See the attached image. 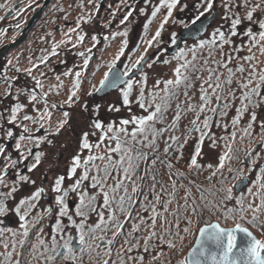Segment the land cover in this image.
Wrapping results in <instances>:
<instances>
[{"label":"snow or ice","instance_id":"snow-or-ice-1","mask_svg":"<svg viewBox=\"0 0 264 264\" xmlns=\"http://www.w3.org/2000/svg\"><path fill=\"white\" fill-rule=\"evenodd\" d=\"M35 0H30L34 3ZM214 0H203L202 7L204 11H200L199 14L191 21L195 24L205 15V12H211L213 9ZM180 4V0H159V4L155 6L151 12L153 19L162 8L167 9V14L159 24L158 30L155 35L146 40L148 48L157 46L161 42V35L165 29V25L169 23V20L173 16V10ZM187 5H182V8H186ZM259 5H256L251 11L247 13V20H253V12ZM0 9H8L9 11H16L10 4L0 3ZM141 11H144L141 9ZM17 14H19L17 12ZM132 15L129 12L124 21H127L128 17ZM3 19V17H0ZM83 19V17L81 18ZM89 20L91 17L88 18ZM124 21H121L123 23ZM152 21L149 20L144 25L147 30L148 25ZM185 28L189 25L183 21H180ZM241 23L239 18L233 19L229 33L226 35L224 31L217 28L213 31L208 39H200L199 42L188 48L179 49L174 59L177 61H183L178 63L174 69V78L164 81H157L153 88H158L160 83H163L164 87L161 89L164 95L160 96L156 91H152L149 96L145 95L147 87V74L142 71V62L145 61V53L141 54L134 63L126 65L123 73L114 72L116 61L124 55V51L127 48L128 41L125 39L122 42V46L119 49L118 54L114 60L109 64V70L104 74V78L100 81V87L92 86V91L99 92L105 87L116 88L120 84L124 87L120 88L122 96V104L129 106L135 103L146 115H133L131 119H123L117 125L115 122H111L107 125L103 124L100 120H93L91 126L93 129L100 130L101 135L97 138L98 142L90 143L89 136H95L96 132L85 131L82 133L80 141V153L73 157L72 166L70 169L71 176H76L77 169H82L79 177L74 181L69 188L64 189L63 184L65 176H59L54 183L53 190L59 195L56 196L59 209L57 211V219L54 225L55 235H52L51 241L53 247L50 249L51 255L45 257L46 264H56L57 258L60 257L63 261H76L77 251L72 246V235L70 229L75 228L79 232V241L81 248L80 253L85 251V248L91 249L93 246L96 249L101 248V244L95 243L96 241H106V247L103 250V256L107 259L98 261L97 264H109L112 258L113 248L112 245L116 241V238L124 231L125 223L133 220V210L135 211V220L132 223V231L127 233L128 237H133V233H139L142 225H147L143 230L147 232V235L143 237V251L148 252L150 247L162 248L167 246L168 249L174 250L176 253L183 251V242L189 236H195V244L190 248L187 255L180 259L177 264H264V239L258 238L252 231L253 228L258 230L262 236H264V166L259 168V174L256 176L255 181H249L252 187L247 188V194L241 191L238 196H233V188L239 187L238 184H233L227 188H217L213 185L211 188L204 189L195 185L192 182V186L198 188L200 192L199 197L193 195L191 187L185 189V194L181 197V201L176 200V181H171L172 191H167L166 187L161 184L159 191H157L156 175L152 174L150 177V183L148 187V193L151 194L152 199L149 200V194H145L141 182L149 176V170L145 169L143 175H139V168L141 162L147 161V153L143 148L158 150L157 141L166 133L168 135V141L164 148L165 154H167L173 147V144L177 146V150H182L184 144L191 138L193 132L198 133V141L194 149V154L190 158L188 167L190 170L199 171L203 168V165L198 163L197 158L202 156V145L207 138L210 141V146L215 147L217 140L214 134L211 133L212 121L217 119L216 127H220L219 120L227 116L228 110L231 105L239 99L240 106L236 108V115L232 119L231 124L233 128L238 125L244 116L245 112L249 111V108L255 109L264 103V96L261 95L264 91V70H257V65L251 63L256 60L255 55H249L241 58L244 61L249 62V69H245L241 63L235 70L229 67L235 57L231 53L224 52V46L232 43L230 37L235 36L236 26ZM259 31L253 33L251 29L247 31L249 37V48L251 52L252 48L258 47L261 54L264 55V21L259 22ZM17 27H20L18 24ZM79 27V24H77ZM76 29L70 28L69 33H66V40H61L59 43H54L52 47L51 55H56V49L62 44L72 43L70 33L75 32ZM115 35H122L127 37V31L123 33H116ZM114 38V37H113ZM85 39L84 34H78L75 43H72V47L75 48L78 43H82ZM95 40L96 38L93 37ZM107 39V37H105ZM176 35L171 36V42L176 43ZM241 49L236 48L234 51L239 52ZM77 53L80 57H83V66L80 70L75 71L74 81L67 99L63 104H67L71 107L73 104L80 100V90L82 84V77L88 69L89 62L92 59V49ZM207 53V56L204 53ZM216 52H220L222 57L226 59L214 60L213 63L217 65V68L213 69L207 67L209 60H211ZM191 54V60L187 59V55ZM202 59L203 64L201 67L197 66L196 61ZM47 57L41 58V63L46 62ZM131 60V57H129ZM11 63V61H9ZM164 64H170L171 61L165 59ZM144 66L151 68L152 63H146ZM34 67H38L35 65ZM204 69L208 72V76H196L195 79L201 81L199 88V104L191 103V97L189 96L188 89L192 88L194 74ZM219 68L227 70V76L223 72L219 71ZM134 70L139 72L142 76L140 81L133 79ZM17 71H20L17 68ZM29 76L32 75V69H24ZM247 75L245 76V72ZM237 73L240 74L241 79L236 81V88H232L234 78ZM43 75V73H41ZM65 76L73 75L72 70L64 73ZM95 75V73H93ZM35 80V87L41 89L42 95L37 96L36 91L33 89L28 93L29 102L32 103L33 110L37 115H29L25 112L22 117L21 123L16 124L20 119L19 114L26 109L25 104L17 102L14 107L11 108V116L7 118V122L21 129L18 138L15 140V149L18 151L20 160H13L10 156L6 155V148L0 144V156L5 158L6 164L3 169V175H0V185H5L4 176L8 174V167L15 168L18 163L27 160L28 155H31V148L27 149L28 155H25L21 149L25 148L24 142L27 141L30 144H39L47 140V136H34L33 129L29 127L25 121L30 122L32 125H36L35 132H40L41 129L52 128L53 113L51 109H57L63 105H57L56 103L49 104L48 92L43 91V83L35 76L32 77ZM127 78V79H125ZM7 80V77H5ZM60 79L59 76L56 77ZM139 84L138 96L133 101L130 99L132 96L134 85ZM225 85L228 87L225 88ZM254 85V86H253ZM62 83L57 85V88L62 87ZM183 88L182 95L185 97L183 102H180L179 96L180 90ZM19 91H24L23 89ZM239 91V96H237ZM87 95H92V92H88ZM19 99V94L17 100ZM176 100V111L174 112V118L167 127H157V124L165 123V112L171 107V101ZM43 103V111L36 107L37 104ZM81 108L84 112L88 111L87 103L81 104ZM99 105H96L94 111L99 114ZM108 111L119 112L120 108L111 105ZM185 112L193 114L194 119L190 121L192 127L189 128L185 134L183 142L179 136L171 133L177 130V124L181 121L182 115ZM203 116V119H201ZM2 117V114H0ZM257 120L256 112L253 110L250 113V122L247 127L243 129L245 136L251 135L253 124ZM69 123V113L63 112V119L58 121L55 125L54 134H59L61 129L65 128V125ZM133 125V130L129 132L127 126ZM2 127V125H0ZM225 131L228 129V124L223 125ZM261 132L264 133V121L260 124ZM49 135L53 133H48ZM232 142H235L236 131L233 130L230 134ZM5 136L8 139H12L14 133L11 129L5 131ZM221 139L228 140L229 136L221 137ZM243 139V137H241ZM105 141H108L106 144ZM48 143H51L49 140ZM114 143V146H112ZM136 144L141 145L140 149L135 147ZM225 148L227 151L219 157L218 164L215 170L207 177L209 181L213 180L218 173H223L227 163L234 158V152L232 143H226ZM83 150H87V155L84 159H81ZM251 156V153H249ZM43 153L35 154V162L28 167L29 171H33L41 162ZM114 156L116 158H114ZM182 156V151H181ZM238 158V157H237ZM160 160L159 156L154 157L151 160V164L154 166ZM256 159H252V164H256ZM208 169H212L213 165L208 164ZM167 168L171 171L174 165L171 161H168ZM228 171L231 173L234 170L228 167ZM19 181L25 183L35 184L34 180H29L27 175H20ZM175 175L180 178H185V173L176 171ZM113 180L112 184H109V180ZM234 180H240L243 183L248 177L242 170L237 171L233 176ZM85 182H88L85 187ZM222 185L223 180L219 181ZM183 187V186H182ZM253 188L256 191H253ZM17 188L13 186L9 193H0V196L7 199L12 193H15ZM45 189L43 187L38 188L30 197L22 198L19 200L18 205L14 208L16 215L22 222L20 224L21 231L17 232L10 228H0V234L4 232H10L13 238L19 236V239H14L11 245L12 251L6 253H0V257L3 260L0 264H21L19 259L13 260L15 254L16 245L19 244L21 248L27 243L31 229L36 228L37 224L45 218L44 214H37L32 220H29V216L34 209L37 208V202L39 201L42 193ZM77 193L79 197V205L75 209V216L80 217V221L77 222L73 218V215L69 214L68 205L66 200L69 193ZM167 194V199L164 198V194ZM217 193H223V195L217 198ZM207 194L212 195V199L208 198ZM140 196H143V201H140ZM102 197V203L98 205V198ZM139 207L137 208V204ZM231 205V206H229ZM23 209V211H22ZM9 211L5 200L0 199V216H4ZM107 211V217L105 216ZM53 212L51 207L45 210V213L50 217ZM90 213H95L98 217V222L94 225H88L87 220ZM142 213H150L145 218ZM123 216L124 220L121 221L120 217ZM66 217L68 223L65 224L63 219ZM171 217V219H169ZM138 221V222H136ZM159 221V227H158ZM231 224V226H226ZM183 225V226H182ZM69 229L66 233L65 230ZM111 232V237L106 238L105 233ZM43 233V226L37 229V234ZM183 233L184 235H182ZM57 235L63 239V243L60 244L57 241ZM92 241L93 244H89ZM155 241V244L151 242ZM177 241L180 242V247L177 246ZM38 243L41 246H45L46 242L42 238L38 239ZM127 246V247H125ZM5 249L9 248V244H4ZM35 248V246H33ZM141 248L139 238H135V241L131 239H125L124 245H121V249L124 252L117 251V259L113 261V264H143L144 257H128L125 260L124 253H130L133 249ZM58 249H64L65 251H59ZM20 255H23L21 252ZM99 257L101 253L96 252ZM164 255L161 250L157 255L152 257L153 261H159Z\"/></svg>","mask_w":264,"mask_h":264},{"label":"rangeland","instance_id":"rangeland-1","mask_svg":"<svg viewBox=\"0 0 264 264\" xmlns=\"http://www.w3.org/2000/svg\"><path fill=\"white\" fill-rule=\"evenodd\" d=\"M29 1L30 0H27L26 2H29ZM45 1L46 0H35L34 3H31L32 5L30 6L31 7L30 9L28 8L26 9V7H24L23 11L17 14L16 18H18L19 25L22 26V24L25 23V26L22 28H19V27L16 28L17 31H13L12 33L14 37L17 36V35L15 36L16 33L23 32V30L27 27V25L29 24L33 16L41 9ZM183 1L184 3L182 5H185V4L187 5V7L184 8L183 13L182 12L179 13L178 9L173 10V16L169 20V23L165 25V29L162 32L161 42L159 43L158 46L154 44L153 47L151 48H148L145 41L150 40L155 35V32L159 28V24L164 18V16L162 17L161 12L157 14L155 19H153L151 16V12L153 8L155 7V4L157 5L159 4V0H144L143 1L144 3L142 4H139L140 0H134L133 4H131L132 2L131 0H104V1L102 0H90V1L88 0H62L61 7L59 6L52 7L53 4L51 3L52 4L51 5L49 3L47 7L43 10L38 20L34 23L32 28L27 32L25 39L17 47H15L9 52V54L6 56L7 58L4 61L2 59V62L0 64V114H2V117H0V125H2V127H0V130L3 133L0 134V144L5 146L6 155L10 156L11 159L18 160V161L20 160L19 153L15 149V140L18 138L21 132V129L14 125L9 124L7 122V117L5 116V115H7L8 117L11 116V108H12L11 95L12 94L10 93L14 91L15 93H17V96L19 94L20 103L25 104L27 106L24 112H21L19 114L20 119H18L16 122L19 124L21 123L22 117L25 114V112L29 115H34V116L37 115V113L33 110L32 103L29 102L28 93L34 89L39 99V97L42 95V92H41V89L35 87V80H33L32 78L33 76H35L36 78L42 81L43 86H44L43 91L48 92L47 99L49 100V104L56 103L58 106L63 105L62 107H58L57 109L50 108V110L53 113V117L51 121L52 128L48 129V132H46L45 129H41L40 132H35L36 125H32L30 122H27V121L24 122V123H27L29 127L33 129L34 136H45L46 135L47 140L39 144V146H36L35 144H30L27 141H25L24 142L25 148L21 149L20 151H23L25 155H28L27 149L31 148L32 154L28 155L27 160H24L18 163L15 168L8 167V174L4 176L5 184L7 186L0 185V193H6L5 190H7L9 193L13 186L17 188V191L15 193H12L11 196L8 197L7 199H5V197L0 196V199L5 200V203L9 209V211L7 212L8 215H10V213L16 214L14 211V208L18 205V202L20 199L30 197L38 188L43 187L45 191L44 193H42L38 201V208L41 211L39 214H44L45 216V218L41 221V225L43 226V233H46L47 231L50 230L51 224L53 222L55 223V220L52 219L51 221V219L46 217L47 214L45 213V210L49 207L52 208V205H54V195L56 194V192L53 190V188H54L55 180L59 176H62V175L65 176V183L63 184L64 189L69 188V186L71 185L70 182L67 181L66 173L68 172L67 171L68 167L72 165L71 164L72 156L81 154L80 153V141H81L82 133L85 131H89V132L95 131L96 135L95 136L90 135L89 141L90 143H96L98 142L97 138L101 135V132L100 130H96L92 128L91 123L93 120H98L99 117H101L103 120L108 119L107 121L108 124L111 122H115L117 125H119V122L121 120L131 119L133 115H136V112L133 106H130L131 111H129V107L121 105L120 100L122 101V96H121L120 89L112 92L107 97L99 98L96 95L97 92L92 91V86L95 85L97 88L100 87V81L104 78V74L108 72L109 64L114 60V58L118 54L119 49L122 46V42L125 39H127L128 41L127 48L124 51V55L121 56L118 61H116L115 68L118 66V64L121 61L126 60V63L125 64L123 63L124 66L122 65L121 67V71L123 73L125 66L130 65V63H134L135 60L141 54L145 53V49H147L145 59L147 57H150V60L147 63H152L151 68L144 66V68L142 69L143 73L147 74V78H149L150 81L151 80L156 81L157 79H161L162 77H165V75L170 74V68H172V63L164 64L162 60L163 59L165 60L167 55L170 56L168 54V51L171 50L174 45L171 42V36L175 34L177 38L179 32L180 31L182 32L185 29V27L183 26L182 23H180V21H183L188 24L189 21L195 18L199 14L200 11H204V8L201 6L203 0H183ZM216 1H217V4L215 6L213 5L212 11L205 12V14L207 13L206 18L212 15V12L214 9H217L218 15H217V19L211 24L208 33L205 34L204 36H209L211 31L214 30V28L216 30L217 28L221 27V25L227 26V24L229 23L228 20L224 19V15H222L223 9H224L223 0H216ZM56 2H60V0H56ZM251 2H254V3L259 2L260 4H263L262 8L260 9V10L263 9L262 10L263 12L260 11V14L258 12H255V15L252 21L247 20V18H245L243 15L240 17V20L242 22L240 26H242L243 28L239 36H241L242 34L244 36L241 37L239 41L237 40V43L239 44L245 43L246 40L249 39V37L246 34L249 29H251L253 33H257L259 30L256 31L255 26H258L259 22L264 21V0H251ZM94 3H97V4L107 3V4L112 5V8L109 10H108V7H106V5L105 7H103L104 12L106 10L108 11L105 13H102L103 14V17H102L103 25H104V29L102 31L103 32L102 34L104 35V40H103L104 44H103V47L100 49L102 53V60L100 63H94L92 64V66L89 67L88 76L90 77L88 78V82H82L81 84V90L79 93L80 100L77 103L73 104L71 107H69L67 104H63V102L67 99L69 95L68 90H66V88L70 86L71 81L69 78H63L59 81L56 79V76L54 74L56 73L54 71V66L59 63L60 57L56 58V61L52 63H46V65L44 66H42L43 64L39 65V69H36V67H34L35 65H38V63H41L40 61L42 57H49L51 55L52 47H53V46H49L47 41L43 42L41 41L42 39L39 40V38L46 37L49 40L51 39L49 38V36L51 34L53 35V28H54L53 26H51L52 24L50 23L52 22L51 17H54L55 22L62 21V25H65L67 21H72L74 27H76V22L78 21L77 24H79V27H76L73 29H76V30L78 29V31H81V25H82L81 18L83 17V20H84L83 15L84 14L89 15L87 12V9L89 8V5H93ZM219 4L222 5L221 6L222 10H220L218 6ZM126 6H131L134 8L133 14L130 20L127 21L126 23H121V21H118L116 24H114L113 21L116 18L120 20L122 16L124 15V13L128 10V7L124 10ZM55 7L60 9V13L62 14L61 16L60 14L58 15V11H55L53 16H51V12L55 9ZM141 9H143L144 11H141ZM111 10H113V13L110 12ZM175 13H176V17H175ZM109 16L112 17V19H109L108 18ZM11 17H9L8 19H10ZM8 19L5 18V20H8ZM149 20H151L152 23L149 24L147 30H145L144 25L147 24ZM2 25L3 24L1 20L0 21L1 29H2ZM226 28L229 30L228 26ZM111 29H115L114 32H112ZM125 31H127L128 33L127 37H124L122 35H115L114 38L112 37V34L123 33ZM20 36L21 35H19V37ZM105 37H107V39H105ZM73 40L76 41L77 39L73 38ZM167 43L169 46H166ZM186 43H184L183 45L186 44L184 46V49L187 50V48L189 47V42H186ZM233 45L236 46L235 44ZM156 52L157 54L155 55ZM177 52L175 54H177ZM253 54L255 55L256 60L252 61L251 63H254L257 65L258 71L264 70V55L261 54L258 47L252 48L251 52L248 49L244 50V53L241 55L239 60H236L232 64L233 69L235 70L237 66L241 63L244 65L246 70L249 69V62L244 61L241 58L245 56L253 55ZM38 55L41 57L39 58ZM71 55H72V51L69 52L68 57H70ZM174 55H171V56H174ZM215 56H216L215 57L216 60L222 59L220 53ZM129 57H131V60H129ZM167 59L171 61V59L169 58ZM9 61H11V63H9ZM3 62L5 63L2 64ZM1 65H2V68H1ZM17 68H19L20 71H17ZM24 69H32V75L29 76L27 72L24 71ZM134 72L136 71L134 70ZM41 73H43V75H41ZM93 73H95V75H93ZM246 73L247 71L245 72V74ZM5 77H7V80L5 79ZM239 77H240V74L237 73L234 79L233 85L231 86L232 88H236V81L239 79ZM11 79L12 80L16 79L18 81V82L12 81L14 84L13 87L9 85V82L11 81ZM133 79L136 81H140L142 79V76L139 73L137 76L133 77ZM19 83L21 85H18ZM61 83L63 86L57 88V85H60ZM136 85L137 84H135L134 87ZM21 89H23L24 91H19ZM84 89L86 90L83 92ZM88 92H92V95L90 96L87 95ZM261 95L264 96V91H262ZM193 101L196 104L200 103L199 95L197 94V91L194 92ZM83 103H87L88 105L87 112H84L81 108V104ZM96 105L100 106L98 115L94 111ZM111 105H115L119 107L120 111L119 112L108 111V108ZM239 106H240V101L239 99H237L232 104V108L234 109V111L226 116L227 120H230L231 118L234 117L235 112H236L235 110ZM36 107L39 108L41 111H43L42 102L37 104ZM65 111L69 113V123L65 125L64 129L60 130L59 134H54L55 125L57 124L58 121L63 119V112ZM261 112H264V103H261L259 106V138H257L255 142H253L251 145H245L244 149L248 150L252 146L253 148L260 147L258 146L259 143H264V133L261 132V128H260L261 122L264 121V117L260 116ZM249 122H250V115L244 114L240 123L236 125V128H239V129H241L242 127L246 128ZM256 122H258V119L255 121V123ZM221 123H224V124L227 123L229 125V121H223V122H220V124ZM8 129H11L14 133V136L12 139H8L5 136V131ZM215 129L216 128L214 127L212 130L215 133L216 138L221 140L222 135L220 133L217 134ZM219 130H221V128H219ZM48 133H53V134L49 135ZM49 140L51 141V143H48ZM7 143L13 144V147L9 149V146L7 145ZM105 143L107 144L108 141H105ZM40 152L43 153L40 164L33 171H29L27 166H30L32 163L35 162V154L40 153ZM217 152L213 151L211 153L209 152L206 153L205 160H208V164L213 163V166H216L218 164V160H219L218 157H220V154H217ZM257 154L258 155L255 154L253 158L259 157V160L256 159V161H257V164L259 163V168H260L261 166H264V146H262L261 151ZM86 155H87V150H83V154L81 155L83 156V159ZM5 164H6L5 158L1 156L0 157V169H1L0 175H3V169L5 167ZM183 164L184 162L181 163V165ZM249 165H250V161H249ZM20 170L22 171V173H19L20 175H27L30 181L34 180L36 183L31 184V183H25V182L19 181V176L17 175V173ZM240 170H242L245 174L244 169L242 167H239L237 170H235V172L233 171V176H235L236 172ZM204 177L207 178L208 173H205ZM239 181L240 180H237V182ZM87 184H85V187H87ZM253 191H256V189L253 188ZM73 195L74 194L72 192V195H70V197H72ZM221 195H223V193L219 194V196ZM72 199L73 198H70V200ZM75 205L76 203L74 202L73 207H75ZM69 214L76 217L75 210L70 211ZM15 217L16 216H14V218ZM169 219H171V217H169ZM18 220L19 218L16 217V221L14 220L15 224H13L10 227L8 226V228L12 230L20 229V224L22 222L20 220L18 222ZM29 220L31 221L32 218H30ZM49 221H51L52 223L49 224ZM79 221L80 219L77 222ZM4 222H5V215L0 216V225H3ZM158 227H159V221H158ZM252 231L258 238L264 239V236H262L259 231H255L253 229ZM181 234L184 235L183 233ZM192 237L193 236H189L184 240L183 251L180 252L181 253L180 256H176V258L178 257L177 262L179 261L180 258H183L184 256L187 255L190 249H184V246L187 245L190 238ZM194 244L195 243H193V245ZM177 245L180 246L179 241H177ZM176 258L173 259L172 261L176 260Z\"/></svg>","mask_w":264,"mask_h":264},{"label":"trees","instance_id":"trees-1","mask_svg":"<svg viewBox=\"0 0 264 264\" xmlns=\"http://www.w3.org/2000/svg\"><path fill=\"white\" fill-rule=\"evenodd\" d=\"M26 1L27 0H0V3L10 4V6L13 9L16 10V11H9L8 9H0V17H3V19H0V21L2 20V24H3L2 25V29L0 27V29H1L0 30V49L5 47V46H7V45H9V44H11V43H13V42H15L17 40V38L19 37V35H21L20 33H22V32H18V33L15 34V36L16 35L17 36L14 37V35L12 33H13V31H17L16 28H18L17 25L19 24L18 23V18H16L17 12L18 13L22 12L24 7H26V9L27 8L28 9L31 8L29 6L30 1L29 2H26ZM223 2H224V4H223L224 9H223L222 15H224V19L225 20L229 21V23L227 24L229 29L231 27V22H232L233 19H236V18L240 19V17L242 15L246 18L247 17V13L249 11H251L256 5H259V7H258L259 9L256 8L255 12H258L260 14V11L263 10V9L260 10L262 8L263 4H260L259 2H257V3L255 2L254 3V2H251V0H223ZM218 6H219L220 10H222V7H221L222 5L219 4ZM10 12L12 13V17L10 19H8V20H5V15L7 13H10ZM255 12H253V18H254ZM241 24H242V22L239 25L236 26L235 31H236L237 34L235 36H231L230 37L232 43L229 44V45H225L224 46V52L225 53H231L235 57V59L229 65V66H231V68H233L232 64L236 60H239L241 55L244 53V50L249 48V39L246 40L245 43H240V44L237 43V40L239 41L241 39V37L244 36L243 34L241 36L238 35L239 28L242 27V26H240ZM24 26H25V23H23L22 26L20 25L19 28H22ZM227 26L221 25V27H219V29L221 31H224L226 35L229 33V30L226 28ZM11 27H13V28H11ZM255 27H256V31L259 30L258 26H255ZM213 31H215V28H214V30L211 31V33ZM211 33L209 34V36H204L201 39L210 38ZM50 37H51V35L49 36V38ZM11 38H13V39H11ZM39 40H41L43 42H45V41L48 42L49 41V39L46 38V37L39 38ZM199 40L194 41V42L193 41H189V47L188 48L195 46L199 42ZM233 44H235L236 46H234ZM185 45L181 46V48H184ZM236 48H240L241 50L239 52H236V51H234V49H236ZM219 53L220 52H216L214 54L213 58L211 60H209V64H208L207 67H211L213 69L217 68V65L215 63H213V61L216 60V58H215L216 56L215 55H218ZM204 55L207 56V53L205 52ZM6 56H4L2 58L3 61L7 58ZM38 56H37V58H38ZM175 56H176V54L174 56H171V55L170 56H168V55L166 56V59L167 58L171 59V63H172V68H170V74L165 75V77H162L161 79H157L156 81L155 80H153V81L151 80L150 81L149 78H147V87H146V90H145V95L146 96H149L152 91H156L160 96L164 95L163 91H161V89H163V87H164L163 83H160L159 87L155 88V89L153 88V86L156 84L157 81H164V80H167V79H173L174 78V72H173L174 67L178 63L183 62V61H177L176 59H174ZM40 57L41 56H39V58ZM221 58L222 59H226V57H222V56H221ZM2 59L0 60V64L2 62ZM47 59H48V57H47ZM187 59L191 60V54L190 53L187 55ZM162 61H164V59ZM4 63L5 62H3L2 64H4ZM46 63H47V60L44 63H38V64H40V65L43 64L42 66H44V65H46ZM196 63H197L198 67H201L202 64H203V61H202V59H198L196 61ZM1 68H2V65H1ZM36 68H39V67H36ZM219 71L223 72L224 75L227 76V70L226 69L219 68ZM246 75H247V73L245 74V76ZM196 76H203V77L206 78L208 76V72L202 68L201 71H199V72L194 74V77H193V85L194 86L192 88L188 89L189 96L192 98L191 99V103H193V104H196L193 101L194 92L197 91V94L200 95L199 88H200L201 81L198 80V79H195ZM240 78L241 77H239V79ZM12 81H15V79H13V80L11 79V81L9 82V85H11V87L14 86ZM139 87H140L139 84H137L134 87L132 96L130 97V99H132L133 101H135V99L138 96ZM227 87L228 86L225 85V88H227ZM180 92H181V94L179 96V100H180V102H183L185 100V97L182 95L183 88H181ZM135 94H136V96H135ZM239 94H240L239 91H237V96ZM11 98H12V107L15 106V104L17 102L20 103L19 99L17 100V93L12 94ZM120 103L123 106L121 100H120ZM176 103H177L176 100H172L171 101V107L168 108V110L165 112V123L164 124H157V127H167L172 122V120L174 118V112L176 111V108H175ZM130 106H133L137 116L146 115L147 114L146 112H144V110L140 109L138 107V105L135 104V103H132ZM126 107H129V106H126ZM256 109H257V111H256ZM253 110L256 112L258 122L253 124V128L251 130V135L250 136H245L244 135V132H243L244 128L243 127L241 129L236 128V126H235V128H233V126L231 124V121L235 117L236 112H235L234 117L231 118L230 120H227L226 116L219 120V123L223 122V121H229V125H228L227 131H225L224 128H223L224 123H221L220 127H216L217 119H213L212 127H211V133L210 134H214L215 135V133L212 130L215 127L216 128L215 131H216L217 134L220 133L222 135L221 137L229 136V139L226 141L224 139L219 140V139L216 138V140H217L216 146L215 147H211L210 146V141L207 138H205V141H204L203 145L201 146L202 147V156L197 158L198 163L203 165V168L201 170H199V171L190 170L189 167L187 166L189 164V162H190L191 156L194 154V149H195V146L197 144L198 136H199L198 133L193 132L191 134V138L188 140V142L186 144H184L182 150H177V146L175 144H173L172 149L167 154H165L164 148L167 146L166 142L167 143H172L171 141H168L169 133H166L163 136V138L158 139V141H157L158 150L143 148L142 150L148 154L147 155V161L140 163V168H139L138 174L139 175H143L145 169L149 170V176L144 181L141 182L143 190H144V193L145 194H149L148 193V187H149V183H150V177H151L152 174L156 175L157 191H159V188H160L161 184H163L166 187L167 191H172V189H171V181L172 180L176 181V186H177L176 200L177 201H180L181 197L185 194V189L188 188V187H191L193 195L199 197L200 192L198 191L197 187L192 186V182L193 181L195 182L196 186H199L200 188H204V189L211 188L213 185H216L217 188H220V187L227 188V187H230L233 184H236L237 180L233 179V172L230 173L228 171V167H231L234 170V172L239 167H242L244 169V171H245V175L250 179V181H255L256 176L259 174V163L257 164V162H256L255 165L252 164L251 160L253 159V156L255 155L254 154L250 158L251 159L250 160V165L247 166L246 157H247L248 153L251 151V149L253 148V146L250 149H248V150L244 149L245 145H251L253 142H255V140L257 138H259V107L255 108V109H252L250 107L249 111L245 112V115L246 114L250 115L251 111H253ZM3 111H4V109H3ZM233 111H234V109L232 108V105H231V107L228 110V114L232 113ZM5 116L8 118L7 115H5ZM260 116L264 117V112H261ZM192 119H194L193 114L190 113V112H185L182 115L181 121L177 124V130L175 132L171 133V134L179 136L181 138V142H183L187 130L192 127V125L190 123V121ZM201 119H203V116H201ZM98 120L102 121L103 124H105V125L108 124V122H107L108 119L107 120H103L101 117H99ZM16 124H19V123H16ZM127 128L129 130V132H131L133 130V125H128ZM219 128H221V130H219ZM233 130H235L236 133H237L236 138H235V142H232V140L230 138V135H229ZM2 133L3 132L0 130V134H2ZM241 137H243V139H241ZM226 143H232L233 152H234V158L227 163V165H226L225 169L223 170L222 174L218 173L217 176L215 178H213V180L209 181L206 177H204V174L208 173V176H209L210 173L213 170H215L216 166H213L212 169H208L207 168L208 160H205V155L208 152L209 153H211L213 151L217 152V150H218L217 154H220V156L223 155L224 152L227 151V149L225 148V144ZM112 146H114V143H113ZM258 146H260L261 148H260V150L257 153H259L261 151L262 146H264V143H259ZM12 147H13V144H12ZM135 147L137 149H140L141 145L136 144ZM181 151H182V156H181ZM257 153H256V155H258ZM74 156H76V155L72 156L71 164L73 162V157ZM156 156H159L160 160H157V163L153 166L151 164V160L154 157H156ZM114 158H116V157L114 156ZM81 159L83 160V156H81ZM218 159H219V157H218ZM255 159L259 160V157L255 158ZM168 161H171V163L174 165V168L171 171L167 168ZM182 162H184L183 165H181ZM204 162H206V163H204ZM211 165H213V163H211ZM71 166L68 167V170H67L68 172L66 173V175H67L66 177H67V181L70 182V184H73V182L81 174L82 169H77L78 173L76 174V176H71V173H70ZM177 170L180 171V172L185 173V178H180L177 175H175ZM221 180L224 181V183L222 185L219 183V181H221ZM64 183H65V181H64ZM87 183L88 182H85V184H87ZM108 183L112 184L113 180L110 179L108 181ZM249 187H252L251 183H250ZM247 188L243 190L245 192V194H247ZM5 192L8 193L7 190H5ZM73 194L74 195L72 197H70V195H72V192H70L69 196H68V198L66 200V203L68 205L69 213H70V211L75 210L76 207L79 205V197H78L77 193H73ZM219 194H222V193H217V198H219ZM239 194L240 193H236L235 188H233V196L235 197V196H238ZM57 195H59V194L56 193L54 195V205H52L53 212H52L51 216L49 217L48 215H46V217L51 219V221H52V219H54L56 221V219L58 218L57 217V211L59 209V205L57 204V201H56V196ZM207 195H208L209 199L213 198L211 194H207ZM70 198H73V199L70 200ZM164 198L165 199L168 198L166 193L164 194ZM151 199H152L151 194H149V200H151ZM139 200L143 201V196H140ZM72 201H74L76 203L75 207L70 206L72 204ZM97 203H98V205L102 203V197L98 198ZM229 206H231V205H229ZM138 207H139V203L137 204V208ZM22 211H23V209H22ZM135 211H136V209L133 210V220H130L129 222L125 223L124 231L122 232V234L120 236H118L116 238V241L112 245L113 253H112V258L109 261V264H113V261H115L117 259V257H116V252L117 251L124 252V250L121 249V245H124V242H125L126 238L133 240V242L135 241V238H139L140 239V243H141V248H139V249H135L134 248L132 252L124 253V257L123 258L125 260H128L129 256L137 257V258L140 257V256H143L144 257L143 264H172V263L177 264L178 257L176 258V256H180L181 253L180 252L176 253L175 251H173L171 249H168L166 245L163 246L162 248L150 247L148 252H144L143 251V247H142L143 246V242H144L143 241V237L147 235V232H145L143 229L146 228L147 225H142L141 226V231L139 233H133V237H128L127 236V233L132 231V223L135 220ZM40 212L41 211L38 208V202H37V208L32 211V213L29 216V219L35 217ZM142 215H144L145 218H147V216L150 215V213H142ZM14 216L19 218L16 214H14ZM105 216L107 217V211H105ZM16 217H15V219H16ZM73 218L76 219L77 221L79 219H81L80 217H77V216L76 217L73 216ZM62 219H63L65 224L68 223L66 217H64ZM120 219H121V221H123L124 217L121 216ZM51 221H49V224L52 223ZM97 222H98V217L96 216V214L95 213H90L89 214V218L87 220V224L88 225H94ZM136 222H138V221H136ZM37 225H38V227L36 226V228H32L31 229V232H30V235L28 237L27 243L25 244V246L23 248H21L19 246V244L16 245V250H15V254L13 256V260L19 259L21 261V264H46L45 257L52 254L51 251H50V249L53 247V244H52V241H51V237H52V235H55V232H54L55 223L53 222L51 224V228H50L49 231H47L46 233L39 234V236L37 234V229L40 227L41 222H40V224H37ZM226 226H231V224L226 225ZM0 228H6V227H4L3 225H0ZM67 230L68 229L65 230L66 233L69 231V230L68 231ZM253 230L258 231L255 228H253ZM14 231L19 232V231H21V229H15ZM70 232H71L72 238H73V235L76 234L78 236V240H79V232H78L77 229L72 228V229H70ZM105 236H106V238H110L111 237V232L105 233ZM19 238H20L19 236H17L16 238H13V236H12V234L10 232H4L3 234H0V253H6L8 251H12L11 245L14 242V239H19ZM40 238L45 240V242H46L45 246L39 245L38 239H40ZM56 238H57V241L60 244L63 243V239H61V237L59 235H57ZM195 238H196L195 236L190 238V240L187 243V245L184 246V249H190L191 246L193 245V243H195L194 242ZM5 243L9 244V248L5 249V247H4ZM95 243L101 244V248L100 249H96L94 246L91 249L85 248V251L83 253H80V251L77 252V257L78 258H77L76 261H74V262L73 261H68V262H72L74 264H97L98 261H102L103 259H107V257L103 256V250L107 246L106 245V241H96ZM151 243L155 244V241H153ZM89 244H93V242L89 241ZM33 246H35V248H33ZM177 246H178V248L180 247L179 245H177ZM125 247H127V246H125ZM58 250H60V249H58ZM161 250L163 251L164 255L160 258L159 261H153L152 257L154 255H157ZM97 251H99L101 253V255L99 257L96 255ZM21 252L23 253V255H20ZM175 258H176V260L172 261ZM180 259H182V258H180ZM2 260H3V257H0V261H2ZM64 262L65 261H63L60 258V259H58L56 261V264H65ZM129 264H131V261H129Z\"/></svg>","mask_w":264,"mask_h":264},{"label":"flooded vegetation","instance_id":"flooded-vegetation-1","mask_svg":"<svg viewBox=\"0 0 264 264\" xmlns=\"http://www.w3.org/2000/svg\"><path fill=\"white\" fill-rule=\"evenodd\" d=\"M88 1H90V0H88ZM102 1H104V0H102ZM131 1H132L131 4H133L134 0H131ZM143 1L144 0L139 2V4L144 3ZM183 3H184V1L181 0L180 4L176 7V9L179 10V13H181V12L183 13V11H184V8H182V4ZM50 4L52 5V7L53 6L61 7L62 0H60V2H56V0H52L50 2ZM105 5H106V7H108V10L112 8V5L111 4H107V3L106 4L94 3L93 5H89V8L87 9V12H88L89 15H85V14L83 15L85 21L82 19L81 31H78V29H77L75 32L70 33L72 43L76 42V41L73 40V38L77 39V36H78L77 33L78 34H84L85 35V39H84V41L82 43H78L75 48L72 47V43L62 44L59 48L56 49V52H57L56 55H50L48 57L47 63H52V62L56 61V58L60 57L59 63L54 66V71L56 72L54 74H55L56 77L57 76L60 77L59 81L61 79H63V78H69L70 79L71 84H70V86L68 85L69 87L66 88V90H68V94L70 93L69 90H71V87H72V84H73V81H74L75 71L80 70L82 68V66H83V57L78 56L77 53H79L81 51H84L85 54L87 55L88 53H87L86 50L89 49V48L92 49V59L89 62V66H88L87 71L85 72L84 76L82 77V81L83 82H88V78L90 77V76H88L89 67L92 66V64H94V63H100L101 60H102V53L100 51V49L103 47V44H104V41H103L104 40V35L102 34L103 33L102 31L104 29L103 18H102L103 14L102 13H105V12L108 11V10H106L104 12L103 7H105ZM109 6H110V8H109ZM155 6H157V4H155ZM127 7H128V10L124 13L122 18L120 20L118 18H116L113 21L114 24H116L118 21H124V17L129 12H132V14H133L134 8L131 7V6H126L124 8V10ZM55 11H58V15L59 14H60V16L62 15L60 13V9L55 7V9L51 12V16H53ZM110 12L113 13V10H111ZM160 12H161V15L163 17V16H165L167 14V9L166 8H162ZM176 13H177V11H176ZM176 13H175V17H176ZM131 16L128 17L127 21L130 20ZM206 16H207V13L202 18L204 19V18H206ZM89 17H91L90 20L88 19ZM108 18L112 19V17H110V16ZM51 21H52V22H50L52 24L51 26H53L54 28H53V35L51 34V37H50L51 39L48 41L49 46H53L54 43H59L61 40H66L67 37H66L65 34L69 33V29L70 28H76L77 27V23H78V21H77L76 22V27H74L72 21H67L65 25H62V21L55 22L54 17H51ZM127 21H124L123 23H126ZM191 21H189L188 25L192 24ZM209 29H210V27L208 28L207 33H208ZM111 30H112V32H114L115 29H111ZM180 33H181V31L179 32L178 36L180 35ZM93 37H95L96 39L94 40ZM112 37H115L114 34H112ZM186 42H188V41H186ZM166 46H169L168 43H167ZM70 51H72V55L70 57H68V54H69ZM125 63H126V60H125L124 64ZM124 64H123V66H124ZM39 65L40 64H38V67H39ZM36 69H39V68H36ZM69 70H72L73 75L65 76L64 73L69 71ZM15 81L18 82L16 79H15ZM18 85H21V84L19 83ZM85 90L86 89H84L83 92ZM14 93L15 92L13 91L10 94H14ZM7 145L9 146V148H12V144L11 143H7ZM20 171L18 173H22V171L21 172ZM0 174H1V169H0ZM70 206L73 207L74 205L71 204ZM13 215H14L13 213H10V215H8V214L5 215V222L3 223L4 227L8 228V226L10 227L13 224H15L16 219L14 218ZM18 222H19V220H18ZM64 263L66 264V263H69V262L65 261Z\"/></svg>","mask_w":264,"mask_h":264},{"label":"water","instance_id":"water-1","mask_svg":"<svg viewBox=\"0 0 264 264\" xmlns=\"http://www.w3.org/2000/svg\"><path fill=\"white\" fill-rule=\"evenodd\" d=\"M142 0H140L141 2ZM51 2V0H46L43 4V6L41 7V9L33 16V18L31 19V21L29 22V24L27 25V27L23 30L21 36L13 43L3 47L0 49V60L6 56L12 49H14L15 47H17L24 39L25 36L27 34V32L32 28V26L34 25V23L38 20V18L40 17V15L42 14L43 10L47 7V5ZM217 4V1H214V6ZM217 15H218V11L217 9H214L212 12V15L199 20L198 22H196L195 24H191L189 27L185 28L180 35L177 37L176 39V43L173 45L172 49L168 51L169 55H174L178 49L182 46V44L186 41H197L198 39H200L201 37H203L209 26H211V24L217 19ZM12 16V13H8L6 15V19H8L9 17ZM243 27H241L239 29V34L242 30ZM157 54V52L155 53V55ZM150 60V57H147L145 59V61L142 62V69L144 68V65ZM125 61H121L118 66L113 70L114 72H119L122 73L121 71V67L123 65ZM139 74V72H134L133 73V77L137 76ZM127 79V78H125ZM123 84H120L118 87L113 88V87H105L102 91L97 92V96L99 98L101 97H107L109 96L112 92L117 91L118 89H120L121 87H123ZM261 147H254L249 153H251V156L256 154ZM247 155L246 157V163L247 165H249V161L251 156ZM250 179L248 178L247 180H244L243 183H241L240 181L237 182L236 184L239 185V187L235 188L236 193H240L241 191H243L244 189H246L250 183H249ZM51 200V199H50ZM72 205H74V202H72ZM77 235L74 234L73 239H72V246L74 249H76V251L78 252L79 249L81 248V244L77 242ZM59 251H65L64 249H60ZM60 259V257L57 258V260ZM66 264H73V263H66Z\"/></svg>","mask_w":264,"mask_h":264}]
</instances>
